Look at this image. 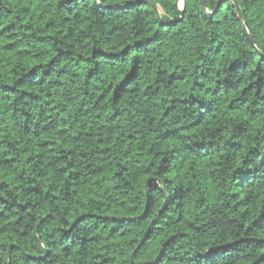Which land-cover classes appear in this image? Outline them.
Here are the masks:
<instances>
[{
	"label": "trees",
	"instance_id": "1",
	"mask_svg": "<svg viewBox=\"0 0 264 264\" xmlns=\"http://www.w3.org/2000/svg\"><path fill=\"white\" fill-rule=\"evenodd\" d=\"M217 1L0 0V264H264V0Z\"/></svg>",
	"mask_w": 264,
	"mask_h": 264
},
{
	"label": "water",
	"instance_id": "2",
	"mask_svg": "<svg viewBox=\"0 0 264 264\" xmlns=\"http://www.w3.org/2000/svg\"><path fill=\"white\" fill-rule=\"evenodd\" d=\"M231 1L235 4V6H236V11H237V14H238L239 20L242 22V14H241V11H240V8H239L237 2H236L235 0H231ZM200 2H201V4H202V7L205 9V5H204L203 0H200ZM217 2H218V5H219V3L221 2V0H218ZM153 4H154V6H156V4H155L154 2H153ZM156 10L158 11L157 6H156ZM242 27H243V30L246 32V34H248L247 31H246V27H245L244 24H242ZM249 40H250V39H249Z\"/></svg>",
	"mask_w": 264,
	"mask_h": 264
}]
</instances>
